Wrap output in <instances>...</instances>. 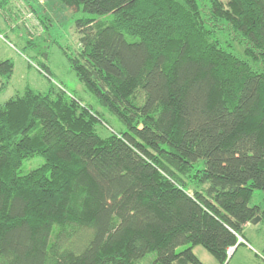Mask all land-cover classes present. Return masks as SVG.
I'll use <instances>...</instances> for the list:
<instances>
[{
  "label": "trees",
  "instance_id": "trees-1",
  "mask_svg": "<svg viewBox=\"0 0 264 264\" xmlns=\"http://www.w3.org/2000/svg\"><path fill=\"white\" fill-rule=\"evenodd\" d=\"M58 1L94 15L62 52L124 128L55 84L0 102V264H224L264 219V0Z\"/></svg>",
  "mask_w": 264,
  "mask_h": 264
},
{
  "label": "rangeland",
  "instance_id": "rangeland-1",
  "mask_svg": "<svg viewBox=\"0 0 264 264\" xmlns=\"http://www.w3.org/2000/svg\"><path fill=\"white\" fill-rule=\"evenodd\" d=\"M28 4L33 5L35 10ZM83 15L94 16L81 10L73 11L58 0H8L0 7V59H11L14 64L9 82L0 90V102L22 92L26 86L47 91L55 84L102 113L107 126L97 123V129L106 135L109 130L123 129V125L79 81L62 52L64 50L72 54L78 50L79 35L75 22ZM96 17L103 22L110 19L109 15ZM41 64L48 67L49 75L40 70ZM43 161L41 156L25 159L18 173H26ZM249 205H259L264 209V192L255 189ZM243 236L253 251L248 247H239L232 252L229 250L227 253L231 254L224 264H252L258 260L255 256L264 253V219L260 217L255 223L248 222L243 228ZM185 247L180 246L177 250L181 251ZM192 251L203 264H218L202 246L196 245ZM153 256H150L149 261Z\"/></svg>",
  "mask_w": 264,
  "mask_h": 264
},
{
  "label": "crops",
  "instance_id": "crops-1",
  "mask_svg": "<svg viewBox=\"0 0 264 264\" xmlns=\"http://www.w3.org/2000/svg\"><path fill=\"white\" fill-rule=\"evenodd\" d=\"M246 225V224H245ZM243 239V243H245V246H242V244L241 245H239V246H237V248H239V247H248L251 251H253L252 250V246L250 245V243H246V241H245V239L244 238H242ZM247 245V246H246ZM237 248L235 249V250H237ZM263 252H264V248H263ZM257 255V254H256ZM255 257H257L258 258V260H256V261H254V262H252V264H264V261H263V258L262 257H264V253H260V254H258L257 256H255Z\"/></svg>",
  "mask_w": 264,
  "mask_h": 264
},
{
  "label": "water",
  "instance_id": "water-1",
  "mask_svg": "<svg viewBox=\"0 0 264 264\" xmlns=\"http://www.w3.org/2000/svg\"><path fill=\"white\" fill-rule=\"evenodd\" d=\"M260 219V216H255L253 219H252V221L251 222H256L257 220H259ZM241 241H243L242 240V237H240V236H238V239H237V244L239 243V242H241ZM235 247V246H234ZM234 247H231V250H233L234 249ZM231 253H227V257L230 255Z\"/></svg>",
  "mask_w": 264,
  "mask_h": 264
},
{
  "label": "built area",
  "instance_id": "built-area-1",
  "mask_svg": "<svg viewBox=\"0 0 264 264\" xmlns=\"http://www.w3.org/2000/svg\"><path fill=\"white\" fill-rule=\"evenodd\" d=\"M229 250H231V249L229 248ZM263 260H264V258H263Z\"/></svg>",
  "mask_w": 264,
  "mask_h": 264
}]
</instances>
